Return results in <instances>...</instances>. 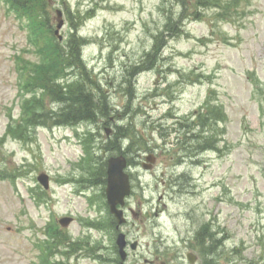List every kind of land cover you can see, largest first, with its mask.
I'll use <instances>...</instances> for the list:
<instances>
[{
    "label": "rangeland",
    "instance_id": "1",
    "mask_svg": "<svg viewBox=\"0 0 264 264\" xmlns=\"http://www.w3.org/2000/svg\"><path fill=\"white\" fill-rule=\"evenodd\" d=\"M47 1L52 25L56 8L64 13L65 39L71 28L78 39L82 22V18L71 22L69 10L85 17L93 9L80 29L90 40L83 56L116 111L97 122L39 126L33 137L36 143L10 138L0 146V167L18 169L20 174L15 182L0 178V264H44L43 259L57 264L61 257L48 249L53 235L47 228L55 220L61 229L58 218L65 215L76 218L62 227L72 240L98 246L64 257L68 264H117L112 262L115 235L107 232L111 226L105 224L107 231L89 226L93 220L108 221L104 208L91 205L85 195L96 194L93 199L102 207L103 187L81 192L76 183H62L82 175L87 155L81 139L94 130L102 144L108 137L106 127H112L113 134L117 124L129 125V134L145 136L142 151H148L164 142L161 131L154 129L158 122L169 125L170 113L187 116L210 96L229 116L226 141L220 144L224 149L190 157L175 148L172 154L181 159L177 162L158 148L154 173L138 169L133 210L127 211L122 230L139 247L130 252L127 264H190L188 251L198 256L195 264H204L196 239L204 223L215 232L218 264H264V112L259 102L264 98V0H222L226 2L222 8H201L203 14L185 22L184 34L167 42L158 65L137 72L133 95L128 90L132 69L152 48L173 0ZM30 40L27 23L0 0V136L10 119L22 113L21 101L38 95L32 88L25 94L19 69L23 60L37 59ZM199 74L205 76L198 80ZM98 146L94 139L93 148ZM42 171L51 175L48 190L37 181ZM183 173L189 176L186 183L179 180ZM40 191L45 194L41 203L36 199ZM76 249L71 246L70 252Z\"/></svg>",
    "mask_w": 264,
    "mask_h": 264
},
{
    "label": "trees",
    "instance_id": "2",
    "mask_svg": "<svg viewBox=\"0 0 264 264\" xmlns=\"http://www.w3.org/2000/svg\"><path fill=\"white\" fill-rule=\"evenodd\" d=\"M15 4L24 15L29 16V20L35 29L38 37L35 39L39 53L46 56L47 60L41 65L39 71L33 73L34 84L43 90V94L51 98L57 108H47L41 104L40 110L34 112L31 123L38 124H76L84 121L97 122L100 117H108L115 112L108 100L106 90L96 83L94 77L86 68L81 49L88 43V39L82 35L70 34L66 43H60L51 34L52 26L47 13V0H8ZM104 0H97L96 3ZM174 4L165 12V22L162 28L155 35L152 48L146 52L141 64L135 65L130 74L129 93L133 95V77L135 73L144 69L157 66L162 58V53L171 38L184 34L185 22L191 17H198L203 14L201 8H222L223 3L218 0H173ZM91 12L82 17L78 13L73 15L69 10L68 17L71 22L78 21V18H89ZM84 13V12H83ZM198 19V18H192ZM81 22V23H82ZM80 23V24H81ZM79 24V25H80ZM72 73H75L73 76ZM192 118V115L189 116ZM226 113L220 104L208 102L203 109L193 113V120L176 123V130L181 147L188 151H193V156L200 154L207 149H216L219 136L223 137L225 128L219 127L220 121H225ZM179 125V126H178ZM129 126V125H128ZM118 125L116 134L107 140L102 147L107 150L120 151L123 147L124 137H129L130 142L125 147L126 151L137 150L142 147L143 137L135 132L129 134L132 127ZM166 128H169L166 126ZM193 130V133H192ZM27 127L20 125L15 131V135L22 139L27 138ZM3 140V139H1ZM139 146V147H138ZM86 179L94 185H102L106 182V161L102 155L92 158ZM104 201V196L101 198ZM114 218L109 215L108 223L114 226ZM199 252L203 257L204 264H218L214 256L216 240L208 223L200 226L196 234Z\"/></svg>",
    "mask_w": 264,
    "mask_h": 264
},
{
    "label": "water",
    "instance_id": "3",
    "mask_svg": "<svg viewBox=\"0 0 264 264\" xmlns=\"http://www.w3.org/2000/svg\"><path fill=\"white\" fill-rule=\"evenodd\" d=\"M58 12L59 23L57 25L56 33H59V29L62 27L64 21L62 19V12L60 10ZM60 38L62 36H59ZM127 167V159L123 155L119 156H111L108 159V185L106 188L107 199L110 205V209L112 213L115 214L117 220L120 223L125 221L123 216V210L118 208V204L124 205L125 196L130 193V181H129V174L125 171ZM39 179L47 186L48 185V177L46 174H41ZM70 218H65L62 220L64 224L69 223ZM127 244L126 235L124 233H119L117 237V245L119 247V253L122 258L121 264H124V260L127 257V252L125 250V246ZM135 247V243L132 245ZM188 257L191 262H194L196 256L193 253H189Z\"/></svg>",
    "mask_w": 264,
    "mask_h": 264
}]
</instances>
